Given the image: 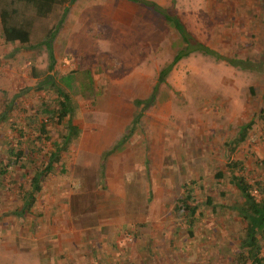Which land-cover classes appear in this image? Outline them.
Returning a JSON list of instances; mask_svg holds the SVG:
<instances>
[{
    "label": "rangeland",
    "instance_id": "1",
    "mask_svg": "<svg viewBox=\"0 0 264 264\" xmlns=\"http://www.w3.org/2000/svg\"><path fill=\"white\" fill-rule=\"evenodd\" d=\"M15 8L14 18L31 25L34 45L64 12L41 18L23 3ZM174 11L196 41L237 66L199 53L180 61L135 135L105 158L131 125L135 100H147L181 43L169 25L127 0H78L69 7L53 52L58 82L75 72L79 138L63 155L65 171L55 168L32 212L21 217L14 211L28 178L17 155L8 160L15 132L0 123V170L6 171L0 264H94L97 257L100 264H235L243 225L232 209L241 197L228 180V157L244 160L249 180L264 175V0H175ZM13 51L2 43L0 24V110L31 88L18 106L33 112L53 98L34 88L30 74L35 60L46 70L48 52L44 46ZM245 61L253 70H241ZM17 114L15 122L24 124V114ZM248 123V139L229 151L226 143ZM185 184L192 206L199 205L192 235L187 217L175 210ZM208 197L212 206L204 204Z\"/></svg>",
    "mask_w": 264,
    "mask_h": 264
},
{
    "label": "trees",
    "instance_id": "2",
    "mask_svg": "<svg viewBox=\"0 0 264 264\" xmlns=\"http://www.w3.org/2000/svg\"><path fill=\"white\" fill-rule=\"evenodd\" d=\"M3 7L0 9V24L2 43L5 46H13L14 51L10 54L18 53L21 50H34L37 47L44 46L48 52V65L45 71L36 68V60L30 66V74L37 80V91H46L51 100L41 101L35 111L31 109L20 108L19 100L27 96L31 88L21 90L11 99L4 102L0 110V123L9 124L15 136L13 142L8 145L12 148L8 152V160L17 155L19 159V169L23 177H27V186L21 191L22 205L20 209L14 211V215L24 216L31 213L37 202V195L42 192L44 184L54 174L55 168L60 166L62 172L65 171L62 165V158L69 150L70 146L79 138V130L74 126V120L78 107L72 97L74 91L75 72L63 76L64 84L57 80L55 73L56 59L53 52V42L62 29L63 22L68 13L69 7L78 0H0ZM136 3L141 8L150 10L165 24L169 25L178 35L181 47L177 50L172 61L166 65L159 73L158 82L153 88L151 95L147 100H135L136 114L127 128L126 134L114 146L112 150L105 153V158L122 149L123 145L136 133V126L141 124L140 118L156 102L158 89L170 75L173 68L183 59L188 58L194 53L202 54L215 58L218 61H225L235 67L231 58H222L215 55L203 43L196 41L187 31L185 25L180 20L175 9V0H171V5L167 8L157 6L155 3L145 0H127ZM23 3L25 6L34 10V13L41 18L49 17L57 8L63 7V14L60 22L48 30L46 37L39 44H32L31 25L27 21H18L14 16L18 15L15 5ZM113 61V60H111ZM246 62V61H245ZM252 63L242 64L241 70H253ZM92 81V72H88ZM24 114L25 123L17 124L15 122L16 114ZM17 114V115H18ZM25 127V128H24ZM62 127L63 130H60ZM27 128V130H26ZM252 124L248 123L239 129L238 138L227 142L229 151H234L236 147L248 139V134ZM29 129V130H28ZM52 132V134H51ZM55 133V134H53ZM48 142L49 146L46 145ZM13 143L17 144V150ZM14 144V145H15ZM45 146L49 148L46 149ZM43 148V149H42ZM45 149V150H44ZM45 151V152H44ZM227 162V175L231 186H233L241 197V202L235 204L232 208L242 221V237L238 246V254L234 259L235 264H264L262 250L264 247V175L262 177L249 180L247 170L244 166V160H230ZM264 167V160L262 161ZM2 165V164H0ZM104 172V164L101 167ZM246 171V173H245ZM5 170H0V181L5 176ZM249 174V173H248ZM0 182V183H1ZM148 187V201L153 199L152 191ZM27 188V189H26ZM185 198L181 199L176 205V212L179 216L185 215L187 221L186 228L192 235L193 219L196 209L199 206H192V189L188 184L184 186ZM206 206H212L211 198L204 203ZM213 211L215 208L213 207ZM190 218V219H189ZM150 257L153 256L152 250L146 247ZM93 252V251H92ZM91 252V253H92ZM95 255V254H94ZM100 258L95 259L94 264H100Z\"/></svg>",
    "mask_w": 264,
    "mask_h": 264
}]
</instances>
